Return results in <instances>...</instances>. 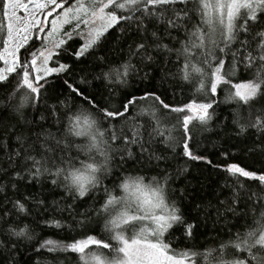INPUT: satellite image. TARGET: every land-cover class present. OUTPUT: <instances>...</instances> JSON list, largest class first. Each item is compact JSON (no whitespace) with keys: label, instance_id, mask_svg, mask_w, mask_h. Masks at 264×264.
I'll list each match as a JSON object with an SVG mask.
<instances>
[{"label":"snow or ice","instance_id":"6c2138e0","mask_svg":"<svg viewBox=\"0 0 264 264\" xmlns=\"http://www.w3.org/2000/svg\"><path fill=\"white\" fill-rule=\"evenodd\" d=\"M0 16V264H264V0H0ZM184 87L199 100L168 102ZM194 122L260 166L224 148L214 163ZM41 225L85 238H39ZM201 228L214 247L177 246Z\"/></svg>","mask_w":264,"mask_h":264},{"label":"trees","instance_id":"16d2710c","mask_svg":"<svg viewBox=\"0 0 264 264\" xmlns=\"http://www.w3.org/2000/svg\"><path fill=\"white\" fill-rule=\"evenodd\" d=\"M0 20H2V16H0ZM0 35H3V33H0ZM84 41L80 39V37L75 36L73 40L68 41V45H65L66 48H68V56H71L72 52L79 47L80 44H82ZM33 44V43H32ZM71 45V47H69ZM0 49H2V41H0ZM23 51V50H22ZM51 63V62H50ZM0 66H3V62L0 61ZM244 77L237 76L233 78V83H239L242 82ZM141 89H143L144 85H139ZM234 91V89H233ZM139 94V93H138ZM226 95V90L224 86H221L220 89H218V94L213 99L217 100L218 106L214 105V108L216 110V113L218 114L219 118H223L224 116H228L229 112L232 107H234L233 104H225L223 103L224 98ZM193 98H197L199 100V97H194L193 90L190 87H184V88H177L175 91V94L172 93L169 94V101L173 105H182L184 103L190 102ZM113 103H116V98H113ZM211 111V110H210ZM173 117H175V114H173ZM193 131L196 132V140L201 141L198 145H195L194 147L198 148L199 152H207L210 154V158L213 160L214 163H219L220 161L224 160L225 158L223 156L218 155L217 153L221 150V148L228 149L230 154V159L228 162H237L240 163L241 166L244 165H253L255 164V167H259L260 164L256 163L254 161V158L247 154L243 150V145L239 144L235 140L226 141L222 144H217L216 148H213L210 143L204 142L203 137L198 132V127L195 125V122L193 124ZM208 135V134H205ZM211 139L215 140V137H211ZM78 143H82L83 141L81 138H76ZM80 160H85L86 157L84 155H81ZM79 163V161H77ZM185 163L184 159H181L178 161L179 165H183ZM189 170L193 177L196 179L203 180V178H207V182L210 186H215L217 182H222L225 179L226 174L222 171H217L212 168H209L207 165H205L203 162L198 161H187ZM130 175H145V183H148V179L150 178V173L146 174L143 172H136L132 171L129 173ZM112 177H109L108 180L104 181V184L108 187L112 186ZM123 191L119 188H117L113 195H123ZM98 195H103V193H99ZM117 210H119V206H117ZM96 228L95 234L97 235V238H101V236L104 237L105 242H107V236L103 232V225L101 224L99 227L93 226ZM36 232L40 234L39 238H52L54 240L63 241L64 243H70L72 242L71 237H75L76 239L85 238L83 236H80L77 234V232H71L69 233L67 230L61 231L54 228L44 227L41 225L40 227L36 228ZM179 235V233H177ZM216 241V234L210 233L207 230L201 228L199 230V233L193 238L191 241H183L181 240L179 244L177 245L179 248H185V247H191L192 245H196L199 251H204L205 248H211L215 246ZM114 243V242H113ZM87 252H96L97 254H103V256H112L113 252H111L109 249H102L98 248L97 246L90 245L88 249L85 250ZM78 257L79 254H76ZM90 264H96L95 261H90Z\"/></svg>","mask_w":264,"mask_h":264},{"label":"rangeland","instance_id":"374dc122","mask_svg":"<svg viewBox=\"0 0 264 264\" xmlns=\"http://www.w3.org/2000/svg\"><path fill=\"white\" fill-rule=\"evenodd\" d=\"M18 15H21V16H23V15H26L25 13H23V11L22 10H20L18 13H17ZM64 27V30H70V25H64L63 26ZM30 43H33V45H34V47L35 48H40L41 47V43H40V41H30ZM145 195H151V193L150 192H146L145 193ZM150 222H148V221H145L144 222V224L145 225H147V224H149ZM113 255H115V253H113Z\"/></svg>","mask_w":264,"mask_h":264}]
</instances>
